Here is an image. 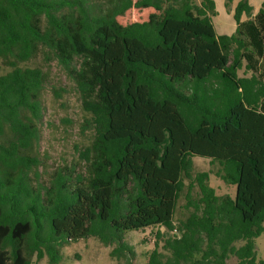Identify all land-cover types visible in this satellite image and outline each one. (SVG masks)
Masks as SVG:
<instances>
[{
	"label": "trees",
	"instance_id": "obj_1",
	"mask_svg": "<svg viewBox=\"0 0 264 264\" xmlns=\"http://www.w3.org/2000/svg\"><path fill=\"white\" fill-rule=\"evenodd\" d=\"M132 8L154 11L120 22ZM216 14L214 0H0V264H61L63 244L91 237L131 264L125 234L152 227L166 232L147 264H264V2L240 0L232 35ZM53 61L90 142L48 172L36 146ZM195 156L234 197L193 177Z\"/></svg>",
	"mask_w": 264,
	"mask_h": 264
},
{
	"label": "rangeland",
	"instance_id": "obj_2",
	"mask_svg": "<svg viewBox=\"0 0 264 264\" xmlns=\"http://www.w3.org/2000/svg\"><path fill=\"white\" fill-rule=\"evenodd\" d=\"M217 14L213 17L218 34L232 35L237 27L235 9L240 0H233L229 6L226 0H214ZM258 12L264 0H249ZM153 8H132L119 21L126 24L132 21L146 20ZM47 81L43 90L42 100L44 107L43 120L40 123L42 134L36 146V151L43 159L48 172L53 171L59 165L78 161L77 147L85 146L90 142V131H82L84 110L78 98L75 85L56 61L49 65ZM238 76H251L252 71L246 61H242L237 69ZM60 89H63L61 91ZM60 92V95L56 92ZM217 164H211L204 157H194L193 177L198 172L210 171V184L218 194L229 193L232 197L236 194V185H229L215 175ZM191 179H186L190 184ZM187 189V188H186ZM197 190V186L195 187ZM186 192V190H185ZM185 192L181 195L175 211V221L184 220L189 215L185 208ZM158 230L166 232L164 227H152L139 231H130L125 234V240L133 246L135 254L128 253L131 264H147L151 251L155 248ZM166 237V236H165ZM165 238H162L160 246ZM117 247L116 243L105 244L96 237L89 239L70 241L61 246L63 259L61 264H126L127 256H112L111 251ZM161 249V247H160ZM163 250V249H162ZM256 252L259 258H264V233L256 239ZM33 264H49L48 257L41 260L37 256L32 257ZM234 263V260H231Z\"/></svg>",
	"mask_w": 264,
	"mask_h": 264
},
{
	"label": "crops",
	"instance_id": "obj_3",
	"mask_svg": "<svg viewBox=\"0 0 264 264\" xmlns=\"http://www.w3.org/2000/svg\"><path fill=\"white\" fill-rule=\"evenodd\" d=\"M254 13H256V12L254 11Z\"/></svg>",
	"mask_w": 264,
	"mask_h": 264
}]
</instances>
